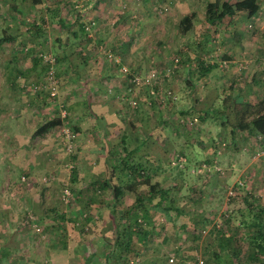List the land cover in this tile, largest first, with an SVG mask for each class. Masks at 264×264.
I'll use <instances>...</instances> for the list:
<instances>
[{
	"label": "rangeland",
	"instance_id": "1",
	"mask_svg": "<svg viewBox=\"0 0 264 264\" xmlns=\"http://www.w3.org/2000/svg\"><path fill=\"white\" fill-rule=\"evenodd\" d=\"M91 1L0 0V61L13 53L16 60L27 65L34 53L30 47H35V50L46 47L52 50L57 62H60L55 48L59 47L58 42L66 39V31L72 29L76 37L82 36L83 32L77 26L80 20L90 21L91 17L93 26H90V31L96 29L97 25L104 29L110 28L113 12L108 11V5L116 9H127L130 15L135 14L130 20L136 29H139L143 20L166 19L167 38H164L163 43L153 41L158 36L154 33H149L143 39L140 37L145 48L149 43L154 47L151 48L149 60L143 62L142 66L154 69L158 76L150 84H131V93L124 99L127 100L126 112L116 120L133 129L136 139L146 141L140 150L145 152H135V160L145 166L147 181H155L158 188L167 191L166 196L158 206L154 202L159 195H153L150 200L154 205L152 207L150 201H147L148 183L137 180L130 186L132 188H125L124 194L116 199L111 196L110 186L99 188L96 194L88 195L93 202L99 199L97 207L89 210L85 204H91L84 202L79 191L91 185H80V178L76 177V159L72 158L79 150L76 148L77 135L72 149L66 151L58 135V126L49 129L45 135L29 134L38 122L65 105V122L77 134L73 125H79L81 120L86 124L95 122L92 119L94 111L87 106L81 112L77 104L70 109L67 101L72 99L71 94L63 101L64 95L61 98L59 89L53 95L54 99L44 93L30 91L31 83L42 77L40 66L34 70H39L35 76L31 72L25 74L28 71L20 73L23 79L3 82V76L0 75V100L3 103L0 107V165L2 171L8 167L12 171L8 183L0 178V189L12 186L22 190L32 188L34 196L29 204L23 201L26 207L22 203L20 205L17 197L10 196V202H3L6 192L0 190V242L7 239L6 243L14 246L12 256L15 255L16 264H122L120 261L123 260L124 264H131V260L132 264H185L193 256H201L203 264H217L212 252L222 250H219L217 242L215 244V231L211 232V229L218 224L219 227L227 224L229 234L244 238L247 228L244 225L238 226L240 218L246 214V203L241 198L244 191L253 196L257 206L264 207V116L251 112L254 103L252 97L248 102L250 108L245 110H250L249 113L244 112L240 120L242 107L229 106L225 110L224 124H219L218 118H211V110L210 118L203 120L202 109L208 108L210 103L221 107L220 102L231 100L228 97L229 86L226 84L233 70L228 64L226 67L221 66L219 59L225 47L234 45V41L238 45L234 47L236 61L232 69L238 72L241 68L246 72L243 79H248L249 68L253 66L252 57L257 54L262 59L257 67L261 69L260 78L263 80L264 43L260 35L264 31V0H258L260 8L251 16L240 10L225 14L213 24L204 19L205 3L212 0H154L149 5L142 0H104L107 17H101L99 8H94L95 3ZM90 4L94 6L90 8ZM187 7L188 10L192 8L196 16L191 29L180 33L176 24L181 12ZM93 10L97 13L95 17L100 20L92 18L90 14ZM36 22L38 24H33ZM121 25L126 26L125 22ZM237 34L238 37H235ZM24 46L30 49L24 50ZM174 57L178 58V66L175 68L171 63ZM200 60L214 65L209 70L207 81L196 78L195 69ZM186 63L192 67L190 76L193 84L185 81L182 69L175 71L180 64L185 67ZM70 83L71 87L74 83L78 85L77 82L64 85L68 87ZM241 87L243 83L239 82L233 90ZM130 99L136 101L135 106L130 104ZM99 103L105 106L106 102ZM95 120L99 121V118ZM238 120L249 123L254 134L247 137L244 131L238 129L232 134L228 125ZM130 122L134 126L129 125ZM15 131L20 135L16 140L13 138ZM19 141L21 143L17 145ZM107 141L106 154H114L113 157H116L120 148L111 144L110 140ZM49 142L54 145L48 147L46 144ZM14 154L20 155L17 158L22 166L21 171L9 161V156ZM91 154L94 158L95 152ZM106 161L113 162L114 159L106 158ZM30 162L34 167L32 169L28 165ZM121 169L117 171L122 176ZM109 180L111 182L112 178ZM63 186L70 191L66 203L60 199ZM135 196L147 199L145 205L150 206L149 221L146 224L149 236L144 243H139L131 235L124 259L109 255L108 260L105 251L111 247L112 252L117 249L120 230L126 221L125 210L131 206L136 207ZM225 213L230 217L227 220ZM76 220L77 224L74 223ZM246 221L248 218L244 223ZM170 256L171 261L168 260Z\"/></svg>",
	"mask_w": 264,
	"mask_h": 264
},
{
	"label": "crops",
	"instance_id": "2",
	"mask_svg": "<svg viewBox=\"0 0 264 264\" xmlns=\"http://www.w3.org/2000/svg\"><path fill=\"white\" fill-rule=\"evenodd\" d=\"M142 1L147 2V4L149 5L154 0H142ZM104 3H105L104 0H98V3L94 4L95 6L93 4L92 5L90 4V8L92 6H94V8L95 7L99 8L101 17L102 16L107 17L108 14H105L106 11L104 10V7H103ZM109 10L113 12L112 13L113 18L111 19L110 28L104 29L97 25L96 29L94 28L93 31L91 32L85 31L82 33V36L80 35L78 37H76V35H73V32L71 33L70 30L66 31L65 32L66 39H64L62 42L61 41L58 42L59 47L55 48L58 52L59 61H60V62H57V65H58L57 74L59 77V85H58L59 88L58 89H59V92L61 93V98H63L62 96L64 95V98H63V101H64L65 99L68 98L69 93H70L72 99H68L67 101L70 109L74 107L75 104H77L79 105L78 110L81 109L80 110L81 112H83L87 106L90 107L91 111L92 110L94 111V113L92 112L94 115L92 119H94L95 122L86 124V123H83L84 120H81L80 124L76 125L77 126V128H75L77 131L76 148H78L79 150H77L78 154L72 157L76 159L75 166L78 167L76 169L77 170L76 177L80 178L78 179V182L80 183V185L82 183L87 184V183H92L93 181H96L93 184L94 186L90 184L91 186H89V188H84L83 190L79 191L80 193L79 196H83L84 202L91 204V205L85 204L86 207L89 208V210L95 209L97 207V204H99V199H95V202H93L92 200L88 198V195L91 196V195L96 194L97 192L100 191L99 188L103 189L104 187L106 188L109 187V185H112L115 182L116 176L120 175L117 171L119 170V168L112 167V162L108 161L109 162L108 163L106 161V158L111 159L110 156L106 154L107 152L106 144L109 142L107 140H110L111 144H116L118 148L121 146V143H122L121 141L123 139H125L128 144L131 143V140H135L136 143L139 144V148L136 150V153L145 152V151L143 152L140 150L146 141L143 139H136L137 135L133 133L132 131L133 129H130L129 127H125L126 125L125 123L121 124L120 122L116 121L118 117L120 116V114L122 113L124 114V111L126 112L125 104L127 103V100L124 101V99H126L128 93H131V91L130 92L126 91V87L130 85V83L128 82V75H130V73H123L120 67L121 65H126L130 70L129 72L143 73L147 69V67L142 66V63L149 60V56L151 55V52H150L151 48H154V47H152L149 43V45L146 44V48H145L144 47L145 44L140 39V37L143 39L149 33H154V34H157L158 36L153 41H156L158 43H163L165 40L164 38H167L165 37L166 30H167V27L165 25L168 22L166 19L151 20L149 18L147 20H143L142 25L139 26V29H136L132 25L131 20H130L131 16H135V14L130 15L129 10L123 9V8L116 9V7H112L111 5L110 6L108 5V11ZM190 10H192V8L188 10V7H187V9L184 12H181L178 18H180L181 15H183V13L190 11ZM95 14L97 13H94V10H93L92 14L90 15H92L93 16L92 18L96 19V21L100 20L99 17H95ZM82 21L84 22V20ZM123 22H125L126 26L121 25ZM176 29H177V24H176ZM235 32L237 33V31ZM69 33H71L72 35L70 36ZM235 37H238V34L235 35ZM58 38L60 40V37ZM146 42H148L147 39H146ZM236 43L237 42L234 41V45L225 47V50H224V55H226V58H229V60L231 59L228 62L230 63L229 66H231V71L233 70L232 71L233 74L231 73L232 74L231 79L234 77L233 75H235V70L232 68H234V64L236 61L234 57V51L236 50L234 47L235 45H238ZM163 45L164 44H162V46ZM97 46L99 47L98 49H97ZM243 49H245V47ZM106 50L107 52H111L110 58L107 57L105 53ZM259 50H260V53H263L261 51L262 49H259ZM242 52L244 51L242 50ZM247 53L251 55L250 52H247ZM242 54H239V56H242ZM33 56L34 58H36L35 54ZM113 56L117 57V59L114 60ZM252 58H253V62H252L253 66L252 68H249V71H248L249 77L253 71H256L257 74L254 78L256 82L251 78L247 79L249 81L248 83L249 93L246 95L247 102L250 101L251 97L253 98L254 102L257 101L258 99L264 98V75H263V80H262L260 78L261 69L257 67L258 66L257 63L261 61L262 59L257 54H255L254 57ZM33 59L32 61L29 59L28 64L24 65L19 60H16V57L13 56V53L10 54V56L8 57H4L2 61H0V67H1L0 75L3 76L2 81L4 82L6 80L13 81L16 79H23L20 73H24L25 71H28V72H25V74L26 73L28 74L30 72L34 73L32 74L33 76H35V74H38L39 70L37 69L36 70L37 72L34 70L36 69V67L40 65H38V63L33 64V61H34ZM160 66L162 67L163 64H160ZM178 69H182L184 71L185 81L188 84H193V82H189V79L192 78L190 76L191 70H192L191 65L186 63L185 67H181V64H180V66L177 67L175 71L177 72ZM161 71H164V69ZM196 72H197V67L195 69V73ZM209 75H210V72L207 71L203 74V76L199 78H203L205 81H207V77H209ZM68 82H77L78 85L74 83L73 87H71V83H70L69 86L67 87L66 85H64V83H68ZM78 90L81 91V93ZM229 91H230V95H228V97L234 94L232 93V91L236 93L237 90L232 89V91L231 90ZM107 92H109V94H107ZM150 92L153 93L152 89H150ZM0 94H1V91H0ZM99 102H106L104 103L105 106L103 105V103H99ZM123 102H124V105H123ZM262 103L264 104L263 101L262 102L260 101L261 105H263ZM224 104L226 107L225 110L229 106H231V108L232 106L234 108L237 106L236 102H234L232 98L230 101L224 102ZM2 105L3 103L1 102L0 107H2ZM26 115H29V114H26ZM96 117L99 118V121L95 120ZM112 117L114 118L112 119ZM22 120L26 121L27 119H22ZM0 122H2L1 119H0ZM40 122H38L37 125ZM131 124L132 122H130L129 125ZM37 125L32 127V130L30 131L29 135H31L32 131L35 129ZM131 126H134V124ZM47 131L44 133V135L47 134ZM13 135L15 136L13 137L15 138V140L16 138L20 136L18 131L13 132ZM116 136H117V139H115ZM13 140L14 139H12L11 141ZM20 143L21 142L19 141L17 145H20ZM11 144H13V142H11ZM46 145L48 147H51L54 145V143L49 142ZM15 150L16 152L18 151L17 149ZM93 151L95 152V154ZM85 152H86V155H85ZM91 153L95 155L94 158L96 160L91 157L92 155ZM17 155L18 157L20 156L19 154H14L12 156H9V161L13 164L14 168L18 167L19 171H21L22 166H20V162L18 161ZM133 157L135 160V156ZM137 161L140 162L139 160ZM27 163L28 161L26 162V165ZM38 164L39 163L37 162V166ZM28 165L31 167V169L34 168L32 167L31 162ZM142 167L144 171L143 173L147 172L145 171V168H144L145 166H143V164H142ZM10 168L11 167H8L6 171H2V165H0V178L4 181V183H8L10 181L9 179L12 176V171L9 170ZM108 169L110 170V172L108 171ZM106 171L107 173L105 174L104 172ZM123 173H127V172L123 170ZM17 177L18 176L16 175L15 182H17ZM110 177L112 178L114 182L112 180L110 182L109 180ZM103 179L107 183V186H102V185L99 186V184L102 183ZM0 190L1 191L4 190V192H6L2 198L3 202H10L11 200L10 196L14 198L17 197L18 201L20 202V205L22 203L24 206L27 207L26 204L27 203L29 204L31 203V200H34L32 199L34 197L32 194V191H33L32 188L22 190V189H17L16 186L14 187L12 186V187H6V189H0ZM122 194H124V191L122 192ZM23 201L26 204H24ZM102 202L103 201H101V203ZM7 205L10 206L9 203H7ZM5 211L7 210L5 209ZM1 241L2 242L0 243L9 245L8 243H6L7 239L1 240Z\"/></svg>",
	"mask_w": 264,
	"mask_h": 264
},
{
	"label": "trees",
	"instance_id": "3",
	"mask_svg": "<svg viewBox=\"0 0 264 264\" xmlns=\"http://www.w3.org/2000/svg\"><path fill=\"white\" fill-rule=\"evenodd\" d=\"M34 1L36 2L38 0H34ZM97 2L98 1L92 0L91 3H97ZM258 9H259L258 0H234L232 2L228 0H223V1L212 0V1H207L205 3L204 19L209 24H213L214 22L215 23L218 22L225 14H232L236 11L244 10L246 12V15L251 16ZM76 16H78L77 13ZM194 18H195V11L193 10L183 13V15H181V17L177 21L178 31L180 33H185L186 31H188L192 27V22ZM90 20L92 19L90 18ZM33 24H38V22ZM60 24L63 25V21H61ZM85 25L86 23L80 20L77 26L80 28L81 32H85L86 31ZM70 32L71 33L73 32V35H75V30L71 29ZM260 36L262 38V42L264 43V31L261 33ZM30 48H33L32 50L34 52L32 54L31 61L34 58L33 55L35 54L36 58L33 59L34 60L33 64L38 63V65H40V67L42 68V74H43L46 66L45 63L42 62L39 58L38 48H36L35 51H34L35 47H30ZM52 54L54 53L52 52ZM54 56L56 58L55 54ZM219 60H220L219 62H221L222 60H226L227 62H229L231 59L229 60V58H226V55H224L223 53ZM210 64L211 63L200 60L199 63H197L196 78L203 76L205 72L209 71L214 66ZM54 66H55V74L58 76L57 60L55 61ZM256 74H257L256 71H253L250 74L249 79L251 78L255 81L254 78ZM243 75L245 76L246 72L240 68L238 72H235V75H233L234 77L232 79H227L229 84H226L229 86V90L232 91V89L238 86L239 82L243 83V87L236 89L237 90L236 93L232 91V93L234 94L230 96L232 100L236 102L238 107H242L243 111L240 114L239 120L241 119L242 116H244L245 114L244 112L249 113L250 110L251 112H257L258 115L261 114L260 116H264L263 114L264 112H261L264 109V104L263 105L260 104V101L264 102V98L263 99L257 98L258 100L253 103L251 109L249 111L248 110L245 111L246 109L250 108V104H248L246 98V95L249 93V85H248L249 81L247 79H243ZM189 82H193V79H189ZM38 93H44L49 98L54 99L52 95H49L45 91L39 90ZM212 104L213 103H210L208 108H206L205 110L202 109L203 120L209 119L212 112L213 116L211 118L214 117L218 118L219 124H224V122L226 121L225 104L223 102H220L221 107H219V105L213 106ZM61 106H63V103H61ZM63 107L66 110V114H67L66 105ZM66 117H67L66 115L65 117H61L59 111H56L53 115L48 116L46 119L42 120L35 127V129L32 131L33 136L42 135L48 129L59 126L62 122H65ZM239 120L235 124L228 125L229 131L232 134L235 129H238L240 132L244 131L247 137H249V135L251 134H254L250 128L249 123L245 121L240 122ZM73 126L74 128H77L75 124ZM254 140H255V136H254ZM121 142L122 143L121 146L119 147L120 148L119 152H117L118 153L117 156L113 157L114 154L110 155V158L112 160L114 159V161L112 162V167L122 168L121 170L123 176L122 177L121 175H117L115 178V182L112 185H109L111 187L112 197L116 199L117 197L122 195V192L125 190V188L126 189L132 188L130 186L134 183V181L138 182L137 180H142L148 183V194H147L148 200L141 199L139 196H135L134 204L136 207L131 206L125 210L126 221L123 225V228L120 230L121 238L117 240L118 247L113 252L111 251L112 247L110 250L105 251V255L108 260H109L108 258L109 255L112 258L114 256V258L119 257L122 260L124 259L123 256L127 254V251L129 249L128 243L131 238V235H134L135 240L138 241L139 243H144L147 240L150 231L146 224L149 221L148 218L150 215V211H149L150 206H146L145 201L146 200L150 201L153 195H159L158 199L154 202L155 205L159 206L161 200L166 196L165 193L167 192L166 190L158 188L156 186L157 183L155 181L154 182L147 181L148 176L147 174L143 173L144 171L142 164L134 160L133 156L136 150L139 148V144H137L135 140H131V143L129 144L126 142L125 139H123ZM123 170H125L128 174L123 173ZM94 182L96 181H93L90 184L93 185ZM101 185L107 186V183L105 182L104 179L102 180V183L99 184V186ZM241 198L246 203V214L245 216L240 218L241 219V221H239L240 223L238 222L239 224L238 226L244 225L247 228L244 232L243 239H241L242 237H240V235L236 236L234 234H229L228 233L229 229L227 228V224L220 227L219 224L217 226L212 225L214 227L211 229V232L215 231L213 232L215 244L217 242V245L220 247L219 250H222L220 252L217 251L212 252L213 253L212 257L214 259V262L217 264H234V263L237 264L241 262L244 263L248 262V264H264V207H262V205L257 206L253 201V196L246 193L245 191L243 195H241ZM150 205H153L152 201H150ZM152 207H154V205ZM225 214H226L225 216H227L225 220L230 218L228 213ZM246 218H248V221L244 223ZM13 250H14L13 246L0 243V264H16V257L15 255L12 256ZM196 258L197 256H193V258H191L192 260L187 261V263L185 264H194L196 262ZM200 258L202 259L201 264H203V258L201 256ZM120 262L124 264V260Z\"/></svg>",
	"mask_w": 264,
	"mask_h": 264
},
{
	"label": "built area",
	"instance_id": "4",
	"mask_svg": "<svg viewBox=\"0 0 264 264\" xmlns=\"http://www.w3.org/2000/svg\"><path fill=\"white\" fill-rule=\"evenodd\" d=\"M92 25H93L92 20H90L86 23V25H85L86 32H90V26H92ZM27 48H28L27 46L23 47L24 50ZM39 48H40V49H38L39 58L42 62L45 63L46 67H45L44 72L42 74V79L37 81V82L35 81V82L31 83L29 90L33 91L34 93L38 92L39 90H42V91L47 92L49 95L53 96L58 91V85H59V78L55 74V66H54L56 58H55L54 54H52V52L49 49H47L46 47L45 48L39 47ZM105 53H106L108 58L111 57V52L106 51ZM113 59L116 60L117 57L113 56ZM177 61H178L177 57H174L172 59V61H171L172 67L175 68L177 66ZM227 64H228V62L226 60H222L220 62L221 66L226 67ZM120 69L123 73H130V75L128 76V81L134 85L139 83V82H142L144 84H150V81L155 80L156 77L158 76V72L152 68L146 69L143 72V74L138 73V72H129L130 70L128 69V67L126 65H121ZM127 90L130 91L131 87L128 86ZM166 93L169 94V91H166ZM130 104L135 105L136 101L134 99H131ZM59 114L61 117H65L66 110L64 108L60 109ZM58 135H60L66 151L71 150L73 147V144H74V140L76 138V132L73 131L67 125L66 122H62L58 126ZM198 170H199V168H198ZM239 183H240V181H239ZM228 192H230V190ZM69 195H70L69 189L66 186H63L62 190L60 192V199L64 203H66L69 200V197H70ZM74 223L77 224V220ZM36 228H38V227H36ZM168 260L171 261L172 256L168 257ZM132 261L133 260H131L130 262H132ZM201 263H202V259L197 256L195 264H201Z\"/></svg>",
	"mask_w": 264,
	"mask_h": 264
},
{
	"label": "clouds",
	"instance_id": "5",
	"mask_svg": "<svg viewBox=\"0 0 264 264\" xmlns=\"http://www.w3.org/2000/svg\"><path fill=\"white\" fill-rule=\"evenodd\" d=\"M90 32H91V31H90ZM98 48H99V47H98ZM50 51H51V50H50ZM106 51H107V50H106ZM128 69H129V68H128ZM128 76H129V75H128ZM128 82H129V81H128ZM129 83H130V82H129ZM131 84H132V83H130V85H128V86H130V87H131V90H132V85H131ZM133 85H134V84H133ZM131 90H130V91H131ZM130 91H129V92H130ZM130 100H131V99H130ZM130 100H129V102H130Z\"/></svg>",
	"mask_w": 264,
	"mask_h": 264
}]
</instances>
